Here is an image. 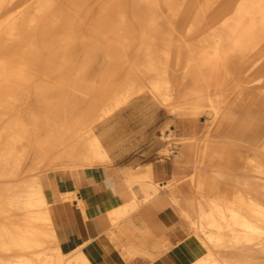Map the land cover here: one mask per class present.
<instances>
[{
    "label": "bare ground",
    "instance_id": "obj_1",
    "mask_svg": "<svg viewBox=\"0 0 264 264\" xmlns=\"http://www.w3.org/2000/svg\"><path fill=\"white\" fill-rule=\"evenodd\" d=\"M20 1L0 0V264H95L84 247L101 235L109 241L115 236L108 232L110 215L121 220L138 202L160 201L166 207L160 197L164 190L186 195L183 202L173 198L184 207L186 237L205 235L189 241L195 243L194 257L186 264H264V0H144L137 25L129 20L140 12L134 6L129 10L125 0L99 6L91 23L107 39L108 57L126 55L132 63L99 118L138 95L146 105L152 101L172 111V123L168 120L164 129L168 138L176 134V118L204 122L201 138L183 136V149L177 152L187 158L178 165L189 174L155 181L151 170L140 176L127 169L126 179L106 166L100 172L76 171L78 178L98 181L112 196L104 200L108 209L102 217L91 216L93 201L81 195L77 182L57 181L56 175L74 173L72 166L50 168L51 156L59 160L66 148L77 145L76 139L59 142L64 119L52 111L56 103H42L49 115L42 135L24 117L31 109L32 81L44 62L39 39L50 51L44 74L51 76L76 59L77 24L89 20L86 6L92 0H67L40 36L38 29L55 0H44L28 16L9 10ZM112 4L115 11L108 14ZM78 79L85 81L83 75ZM92 91L90 83L82 102ZM34 117L39 127V114ZM192 126L197 134L198 124ZM104 144L98 134L77 147L80 160L104 163L110 157ZM23 174L31 177L21 183L17 180ZM172 247L166 234L147 243L142 258L147 264H167L160 258ZM123 257L129 264L139 258Z\"/></svg>",
    "mask_w": 264,
    "mask_h": 264
},
{
    "label": "rangeland",
    "instance_id": "obj_2",
    "mask_svg": "<svg viewBox=\"0 0 264 264\" xmlns=\"http://www.w3.org/2000/svg\"><path fill=\"white\" fill-rule=\"evenodd\" d=\"M43 1L44 0H21L20 2L11 4V6H9V10L14 8L17 9L16 13L18 16H28L29 14L33 13L36 7ZM105 1L107 0H92L86 6L89 20L82 22V24L85 26V32H83V35H86L87 40L92 45L90 52L87 54L89 59L88 63L86 64L87 81L81 83V80L78 79V72L84 63L77 62L70 64L60 71H55L51 78L35 79L32 83L34 92L30 101V104L32 105L36 103V96H38L35 94V92L43 94L46 102L48 101L59 104L61 105V108L66 109V111H70L75 96L78 99L77 101H79L77 109H75L73 113H68L67 116H65L62 127L65 135L59 139V142L62 145L70 144L72 143V139H76L75 141L77 145L72 149V146L66 148L67 151L65 152L64 157L60 158L59 160L55 159L54 156H51L48 161L49 165H51L50 168H54L55 165H58L60 169H63L65 166H72L74 169L79 168L78 170L80 171H103L105 166L109 167V164L111 163V151L113 147L111 146V143H132V145H138L141 141L145 142L148 128L155 120L156 115L162 120L161 125H158L159 130L157 133H155V137L153 139L160 146V150L158 152L159 158L170 157L177 164H180L181 161L185 164L188 161L187 158H180L179 153H177L181 152L183 149V136H199L202 128L204 127V122L202 119L192 120L176 118V134L168 138L165 135L166 133L164 129L167 128L168 123H170V120H172V111L164 107L158 108V106L152 101L146 105L145 97H139L138 95L135 98L130 99L128 102L122 103L119 107L109 111L104 118H99L101 110L100 108L106 102H108V99L111 97V95L113 96L116 90L121 86V83L124 81V78L127 72L130 70V66L132 64L130 57L126 55H120V57L110 60L107 54L105 40L100 35H97L90 30L89 25L92 24L91 22L95 17V12ZM133 1L136 0H125L124 6H126L129 10L132 8V6L138 9L137 12H140V14H131L132 17H130L129 20V22L135 23L137 25L138 23L140 24L141 20L143 19V9L145 2L144 0H138V2ZM66 3L67 0H55L38 29L39 36L44 24L53 16L58 15ZM115 8L116 5L112 4L108 10V14L113 13ZM80 37H82V35ZM195 37V35L194 37H191L192 40H194ZM139 44L140 40L135 42L134 46L136 47ZM10 46L11 45L4 47V51L6 53H8L7 51L11 49ZM39 47L43 53L45 50H43V43L40 39ZM47 53L50 54V51L47 50ZM91 81L95 82V86L87 100L88 102L84 103L81 100L83 93L82 91L83 89L87 88V86L89 87L87 83ZM74 91L77 93L79 92L78 95L76 94L73 96ZM89 102L92 104L95 103L96 105L92 107ZM28 105L25 106L26 109ZM90 106L91 108L89 109ZM39 113L41 115L42 122H44V124L47 123L48 116H46L44 109L42 111L40 110ZM24 117L29 120L31 125L34 124L35 117L33 115L25 114ZM194 122L198 124L196 127V132H198L197 134L193 131L194 128L192 124ZM37 134L42 135L43 132H39ZM98 134L103 136L105 143L104 145L106 146V149L110 151V157L103 161L104 163L94 161L91 163L82 162L79 158L81 155V149L77 151L76 148H83L84 143L89 144L93 140L94 136ZM199 138H201V136H199ZM69 150L72 152L71 157L68 156ZM97 165H101L102 167L99 168ZM151 168L152 165H148L145 172L151 170L150 173L152 174ZM145 172L135 173L142 176L145 174ZM174 173L176 175L182 176L189 174L190 170L184 169L182 172L181 167L178 165ZM35 175L37 176L39 173H36ZM30 177L31 175L23 174L18 177L17 181L24 183L26 180L30 179ZM171 178L172 177H168L163 181ZM35 182L40 183V180L38 179ZM230 182L232 184L235 183L234 181ZM136 188L139 189V187ZM107 196H109L108 198H112L110 195ZM175 196L181 199L182 202L186 199V195L183 193L168 192L164 190L160 197L162 198L161 200H165L167 202L166 207L160 206V201L154 204H141V202H138L136 207L130 208L129 213L121 220H117V215L115 214L110 215V221L113 223V225L109 228L108 232H114L115 234V236H113V238L110 240L112 244L117 247L125 257H144L146 255L145 251L147 243L159 240L164 235L168 234L169 231L174 230L176 227L181 228V237L186 236L187 231H185L181 226V222L183 221L184 217V207H180L175 202H173V198H175ZM143 197V192H140L138 198L140 199ZM127 200L130 201V199ZM103 215L105 214L97 217H102ZM196 234V236L191 238L192 241L204 240L205 235L203 232H197ZM49 254H51V251Z\"/></svg>",
    "mask_w": 264,
    "mask_h": 264
},
{
    "label": "crops",
    "instance_id": "obj_3",
    "mask_svg": "<svg viewBox=\"0 0 264 264\" xmlns=\"http://www.w3.org/2000/svg\"><path fill=\"white\" fill-rule=\"evenodd\" d=\"M89 26H90V30L93 33L100 35L105 40L106 47H107V54H108L109 44H108L107 39L100 33L96 32L93 29L92 24H90ZM84 27L85 26L82 23L77 24V38H78L77 50L78 52H77L76 59L70 64L77 63V62L84 63L78 72V77L80 75H83L85 81H87L86 64L89 61L87 54L90 52L92 45L87 40L86 35L85 34L83 35V32H85ZM81 35L82 37H80ZM41 42L43 43L42 40ZM46 55L47 56L49 55V53H47V50L43 51L42 53V58L44 62L42 63V66L40 67L39 72L37 76L33 79V81L39 78H42V79L51 78L53 73L56 71V70H53L54 72L51 74V76H46L44 74V71L46 70V66H45V60L47 58ZM70 64H68L67 66H69ZM90 83H93V88H94L95 82L91 81V82H88L87 84L89 85ZM32 93L34 94L33 88H32ZM35 94L38 95L36 96L37 97L36 103H34V105L30 104L31 109H29L25 114H31L33 116L34 114H39L41 118V115L39 112L40 110L42 111L44 109L43 108L44 104L42 103L46 102V100L44 99L43 94H39L37 92H35ZM91 102L89 103L91 104L92 107H94L96 104L95 103L92 104ZM91 106L89 107V109L91 108ZM52 111L61 114L60 115L61 118L64 119L68 113H71V112L73 113L75 109H72L71 107L70 111H66V109L61 108V105L56 104V109H52ZM45 114L49 118V115L47 113ZM47 123L44 124V122H42V119H41V121L38 123L39 127H37L35 125L36 124L35 119H34L33 125H31V123L29 122L32 129L35 131L37 130L36 132L38 133L39 132L45 133ZM161 123H162V120L160 119L159 116L156 115L155 120L149 126L148 131L146 133V137H145L146 141L145 142L141 141L140 144L138 145L137 144L132 145V143L128 144V143L112 142L111 146L113 147L111 151V163L109 164L111 171L114 173H117V175H119L122 179H126L124 175H126V172L128 170L132 169L135 172H145L147 170V166L152 165L151 169H152V174H153L155 181H163L164 179L168 177H172L175 170L177 169L178 164L175 163L174 160L170 157L159 158L158 152L160 150V146L158 143H156L153 140L155 137V133H157V131L159 130L158 125H161ZM63 124H64V120L61 121L58 126L59 131L61 133L59 139L64 137L65 135V132L62 128ZM97 167L100 168L102 166L97 165ZM78 169L79 168H76L74 173H70V175H65L64 177L62 175H56L57 181L62 185L65 183L77 182L78 184L76 185L81 191V195L93 201V204L91 205L92 209L90 211L91 216L97 217V216L104 214V212L107 211L108 206H105L103 203L105 199L107 200L109 199L108 198L109 196H107L106 190L96 180L92 183H88L83 177L78 178V176H80L78 175L79 173H75L76 171L80 172V170ZM123 169L126 171H124ZM168 237L170 238L171 242L174 244V247H172L166 253L162 254L160 258L161 261H165L167 264H186L188 261L192 260L194 255H193V252L191 251V248L195 247V243L191 242L192 244L188 245L189 241H192L191 238H187L186 236L181 237V229L179 228H175L174 230L169 231ZM84 250L89 254V256L91 257L92 261L95 264H129V262L123 257L121 251L119 249H116L114 245L112 244V242H110L106 238V235H101L100 237H97L96 239H94L92 242L88 243L84 247ZM147 262H148L147 259L139 257V258L134 259L132 263L147 264Z\"/></svg>",
    "mask_w": 264,
    "mask_h": 264
}]
</instances>
